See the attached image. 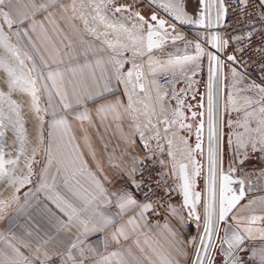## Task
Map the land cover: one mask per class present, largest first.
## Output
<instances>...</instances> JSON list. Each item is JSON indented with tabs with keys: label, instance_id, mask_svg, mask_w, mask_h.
I'll return each instance as SVG.
<instances>
[{
	"label": "snow or ice",
	"instance_id": "obj_1",
	"mask_svg": "<svg viewBox=\"0 0 264 264\" xmlns=\"http://www.w3.org/2000/svg\"><path fill=\"white\" fill-rule=\"evenodd\" d=\"M151 5L159 9H163L164 12L171 17V20H166L161 18L155 11L146 18L136 10L133 4H118L117 0H87L85 4L84 0H80V9L87 7L89 11L87 14L84 11H79L78 18L84 23L85 30L92 34L96 39L104 37L102 43L107 45V48L112 50L114 55L105 59L101 57L95 60V65L99 67L104 63H111L115 72V80L117 83H122L125 85V95L128 98L127 106H124L120 99L114 101H108L107 103L100 104L96 107L95 112L102 120L107 119L111 115L114 119L120 118V109L123 108L125 113H134L137 109L134 107L133 95L136 90L144 91V85L141 83L144 73L142 70V65L136 64L132 61V68L128 69L126 73H121V69L125 67L127 60L120 59L123 57L124 52L129 50V45L122 42L121 36L127 38V40L133 46V56L148 55V65L150 68V74L155 75L157 71L167 72L168 70H179L183 71L185 66L193 65L195 68L200 67V62L202 58L207 57L209 61V83H208V140H209V161H210V177L206 179V190L208 196L204 201V221H203V234L199 237L200 246L195 247V259L192 264H214L215 256L209 255L211 250L216 247L214 244V238L219 232V225L223 224L224 236L220 237V252L224 257V264H243L241 257L238 255L243 251L244 240L250 236L259 222L264 221V216L252 215L250 216L245 226L241 229V218L234 214V210L240 205V201L244 199L245 191V181L243 179L234 180L233 174L236 172V168L232 165L229 166L227 171L223 168L219 171V201L217 210L216 201V184H217V153L219 151L220 137L218 136L216 122L214 120V109L216 107L214 101L213 87L218 79L219 71L223 66V61L220 59L217 53L221 49H226L230 43L229 39H225L215 33L207 36H198L197 42L192 43L189 41L184 48V55H176L174 58L169 54V58L160 64L158 59L154 60L151 53L154 49H163L168 40L175 42L176 40L184 39L177 31V22L180 25L184 24H196L202 29L211 32L223 19L226 13V8L224 0H209L205 3V0H200L202 9L196 19L189 17L174 0H148ZM241 4H245L246 0H239ZM13 3L14 0H0V48H3L7 53L10 54L11 59L15 62L10 64L3 58H0V69H2L7 77L6 83L8 86V92H0V181L7 179L9 184H17L19 187L16 188V192L24 187L25 184L31 182L32 176V166L35 162V153L31 160H29L28 175L22 178H13L12 173L15 170V165L18 163L19 156L23 154L24 145L26 143V131L24 127V119L22 116L21 104L16 100L11 99L13 92H19L21 94H27L31 100V110L36 114L37 119L40 121V126L44 127V115L42 112H46L47 108L42 109L40 107V102L42 99V94L46 93L48 97V107H52V101L55 98H59L57 101L58 107L54 109L51 113L52 119L48 124V127L53 130V132H67L69 130V121L67 114L72 112L75 108H79L86 105L88 102H95L97 98L103 99L106 94L112 93V88L110 87V79L105 80L103 87L100 86L97 81L95 85V90L88 87L86 91H82L79 94H75V104L71 102L69 95L66 90L62 91L65 85L66 76L71 73L73 76L83 74L85 69L92 67V62H87L83 65H76L72 67H67L65 65V60L63 58L59 60H54L52 63L45 61L43 56H39V63L37 62V57L32 55L28 51H22L21 48L11 42V37L8 32L13 31L15 27V35L20 38L22 36L28 35V30H21L20 25L24 24L26 21L32 19L41 11H46L49 7H53L58 3V0H48L47 3L36 4L33 0L31 4V14L23 15L19 19L13 16ZM264 3V0H261ZM65 10L67 8L65 7ZM71 10L75 16L78 12L76 0H73L71 5ZM121 14L124 19L128 21V24L119 22V17L116 14ZM126 14V15H124ZM89 16L92 23L89 22ZM5 26L8 32L5 31ZM43 25L41 24V27ZM32 30L35 29V22L29 25ZM103 28L104 31H99ZM171 29V31H169ZM134 31L139 33V35H134ZM252 33L249 32L247 36L238 35L234 39L236 42L240 43L245 39H250ZM111 37V38H110ZM30 42V41H29ZM139 45V47H137ZM205 45H211L216 51L207 50ZM35 48V45H33ZM189 48L194 49V52L189 54ZM97 51L103 52L104 49L92 50L91 54L96 55ZM239 51H243L241 48ZM57 55H60L59 49H57ZM65 56H69L71 59L70 52H65ZM87 55V53H85ZM228 61H236L235 55H228ZM156 67H153V64ZM232 74L237 75L235 68L232 69ZM95 74L93 73V76ZM195 75V72L193 73ZM189 79H191L189 77ZM70 82V81H69ZM155 84V80L153 81ZM131 86V91L129 90ZM191 85H189L190 87ZM257 89L260 93L259 99L253 100L251 97H243V107L248 108L253 104L261 105L258 109H254L251 112L244 113V124L245 132L254 131L261 132L262 135L259 140L251 139V147L255 152L257 151V145L259 144V150L264 151V86L258 84L249 85L247 90ZM183 91V90H181ZM173 95L177 100V106L172 112L173 119L169 122L167 120L162 121L166 125L180 123V127H186L183 124V112L181 107L183 105V100L179 98V95L173 91ZM229 104H236L232 95L229 94L228 97ZM227 107V106H226ZM147 108V105H145ZM234 110L240 111L239 107ZM63 113V114H61ZM259 114V119L256 120L257 127L255 129L249 128V123L252 118H255ZM146 114V113H145ZM195 115V114H193ZM75 119L80 121H91V115L89 110L85 107L83 111L75 113ZM135 120L136 117L133 116ZM149 123L151 121L149 120ZM233 122L229 121V126ZM147 127V124L145 125ZM154 127V125H153ZM190 127V126H187ZM5 129L13 131L14 135L18 141V154L16 158L5 159V151L3 144V137ZM203 129V122L197 127V140L196 149L201 148L199 143L201 139V133ZM136 132L139 133L142 142L145 147H147V141L144 140V133L140 130L139 124L135 125ZM242 135V134H241ZM158 137V133H157ZM169 146L171 141L168 142ZM246 142H241L237 139V150L239 148L245 147ZM232 144V139L229 137V146ZM162 151V149H161ZM195 151V150H193ZM168 155L173 156L171 150H169ZM191 155V153H190ZM93 158L95 159L94 155ZM152 157H148L151 159ZM80 160L79 171L85 173L89 178L91 184L93 185L92 191L84 189L83 192L73 191L72 195L77 196V198L82 201L81 204H76L68 199H65L59 193L55 196H49V199L56 203V206L60 211L67 217V223L62 222L61 227H70L79 225L82 228L80 236H85L91 234L92 232H104L108 227L116 223V219L122 217L128 211L138 209L137 216L144 220L147 213H155V205L158 201H152L148 199L150 195H155V189L151 187V180L149 178V183H146L144 178V170L147 167L144 165L143 160H136L135 164L130 171L126 173L128 180L127 184L131 188L135 189L137 192H143L145 196V202H138L133 196L131 191L121 190L119 192H110L106 187L105 181L109 184L112 183L107 176L98 175L97 172L87 170V166L84 163L82 156L78 157ZM247 159V152L244 153V159L240 160V164L244 163ZM61 163V161L56 160L55 157H50L48 164L44 167V183L41 184V188H51L53 185L48 184L47 180L49 178V168L53 163ZM163 163V161H161ZM140 165L141 167H137ZM11 166V167H10ZM192 173L191 175L187 172V165L179 164L178 166V178L180 184L178 189L183 198V207L188 209V214L190 217L195 218L197 221L200 220V216L197 214V205L201 203L202 196L201 193L195 191V179L200 175L201 169L197 166L196 160L192 159ZM99 167V166H98ZM59 171V168H57ZM76 171H73V176H75ZM173 175H176V166L173 167ZM140 177L137 179V177ZM51 180L53 184L56 181V176L51 175ZM67 183V180H65ZM78 183V181H77ZM157 187L160 186V181L154 182ZM166 183V182H165ZM234 183L239 184V192L237 193L232 185ZM147 187L148 191L143 190ZM172 189L166 188L165 195L171 197ZM251 191V188H248ZM115 198V200H113ZM19 197L13 193L10 200L0 201V212L11 204L13 201L18 200ZM96 202H99L98 204ZM115 203L118 212L115 216L108 215L102 211H99L100 206H108ZM255 203V201H250L249 204ZM96 205L92 209L91 213L87 215V218H83L82 214L89 212V208ZM247 207V206H242ZM169 211L175 215L177 209L169 204ZM231 215V219L236 221L235 227L229 224L228 217ZM75 222V223H74ZM91 225V227H90ZM131 226L133 229L137 227L136 217H131L125 224H121L117 227L111 234V240L115 243H119L120 238L123 237L127 239L126 230L127 227ZM167 227V224H165ZM77 237V241L73 242L68 251L67 259L72 261L73 264H84L86 257L84 256V249L80 248V260L77 262L76 258L72 254L73 249H77L79 244L83 241ZM108 238L105 237L104 249L107 252L109 247L107 243ZM191 243V242H190ZM226 245L227 247H224ZM17 256H22L19 248H14ZM93 251L99 255V259L96 264H111L115 260L116 264H127L124 259L123 254L120 251L107 252L106 255L99 253V249H93ZM253 257L256 256V252L253 251ZM11 264H21L18 261H12ZM22 264H30L27 257H23ZM167 264H171L170 261ZM259 264H264V249L260 250L259 253Z\"/></svg>",
	"mask_w": 264,
	"mask_h": 264
},
{
	"label": "crops",
	"instance_id": "obj_2",
	"mask_svg": "<svg viewBox=\"0 0 264 264\" xmlns=\"http://www.w3.org/2000/svg\"><path fill=\"white\" fill-rule=\"evenodd\" d=\"M258 1L264 9V3H261V0ZM32 2L33 0H14L13 16L19 19L23 15H30ZM34 2L38 5L47 3L48 0H34ZM33 22H35L34 30L29 28ZM15 27L13 31L9 32L12 40L22 51H28L36 56L38 63L39 56H43L48 63L63 58L65 60L64 66L67 67L92 62V67L85 69L83 74L78 73L73 76L69 73L65 78L62 91H67L73 104H75L74 93L79 94L86 91L89 86L95 90L97 81L103 87L104 81L111 78L112 93L106 94L103 99L97 98L95 102L90 101L67 114L69 130L66 133L63 131L56 133L48 127L52 119L51 113L58 107L59 98H55L52 101V107H48L47 94H42L41 108H47V111L42 112L44 127L42 128L40 146L41 157L30 186L19 194V199L12 202L10 209L0 219V264H11L12 261H18L22 264L23 257H27L30 264H46L51 258H58L66 264H73L67 259V251L70 245L77 241L82 228L79 225L61 227L62 222L67 223V217L56 206V203L49 199V196L54 197L56 193H59L65 199L81 204L82 201L77 196H73L72 192L82 193L84 189L92 191L93 185L89 178L85 173L79 171L80 160L78 157L82 156L87 170L97 172L101 178L107 176L112 181L110 184L105 181L110 192L127 190L131 191L135 197L134 189L126 183L128 180L126 173L131 170L136 160H142L144 147L136 136L130 114L125 113L123 108L120 109L119 119H114L109 115L107 119L102 120L97 116L96 107L108 101L120 99L123 105L127 106L128 98L124 94L125 86L116 82L111 63H104L99 67L95 65V60L101 57L107 59L110 55L98 40L89 37L83 25L72 14L67 0H58L55 6L39 12L35 17L20 25L21 30H28L27 36L18 38L15 35ZM6 30L8 31L7 28ZM101 48L104 49L103 52L97 51L96 55L91 54L92 50ZM57 49H59L60 55H57ZM65 52H70L72 58L65 56ZM173 91L174 78L171 77L164 93V99H166L164 102L167 103L168 112L163 113V115L165 114L163 117L167 118L169 122L173 119ZM85 107L90 112L91 121L75 119V113L83 111ZM169 125L172 129H169L167 134L176 149L192 146L194 140L190 128L177 130L175 133L178 134L179 140H174V125L171 123ZM50 157H55L61 163L54 162L49 168L47 183L53 186L41 188L45 175L43 169L48 164ZM252 159L256 160V164L259 163L260 158ZM256 168L258 171L262 170L257 165ZM73 171H76L75 176H73ZM53 174L56 176L54 184L51 180ZM237 175L245 181L247 189L245 198L234 210V214L241 218L242 229L250 216H264V189H252L255 184L254 177L252 174L244 173L241 166H239ZM249 185H251V191H248ZM250 201H255V203L249 204ZM172 206L178 210L177 213L173 215L168 209L164 219L156 224L149 223L146 217L144 220L140 219L137 216L138 209L128 211L122 217L117 218L116 223L104 232H92L80 236L83 243L79 244L77 249H73L72 254L78 262L81 258L79 249L83 248L86 257L84 264H96L99 255L93 249H99V253L102 255H106L107 252L120 251L127 264H167L168 261L171 264H192L195 259V247L200 246L196 221L187 218L189 214L182 205V198L181 204H173ZM95 207L96 205L91 206L88 213L82 214L83 218H87V215ZM99 211L115 216L118 209L113 203L108 206H100ZM231 215L228 217V221L235 227L236 221L231 219ZM131 217H136L138 226L134 229L128 226L126 230L128 238L121 237L118 244L113 242L111 240L112 232L121 224L126 225ZM221 226L222 224L219 225V232L213 241L216 247L209 253V255L215 253L214 264H224V257L220 252V237L224 236L225 225ZM220 228L223 229L220 231ZM200 234L202 235V232ZM105 237L108 238L107 243L109 245L107 252L104 249ZM224 247L227 246L224 245ZM242 247L243 251L238 255L243 264H259V253L261 249H264V221L254 226L252 234L244 240ZM14 248H19L22 256H17ZM253 251L256 252L255 257L252 255ZM111 264H116L115 260Z\"/></svg>",
	"mask_w": 264,
	"mask_h": 264
},
{
	"label": "rangeland",
	"instance_id": "obj_3",
	"mask_svg": "<svg viewBox=\"0 0 264 264\" xmlns=\"http://www.w3.org/2000/svg\"><path fill=\"white\" fill-rule=\"evenodd\" d=\"M67 1L69 2V6L71 10V5L73 3V0H67ZM125 1L132 2L130 0H125ZM84 2L86 4L87 0H84ZM76 4L78 8V12L75 14L76 20H78V22H80L81 25H83V28L85 30L84 23L81 19L78 18V16H79V11H84L87 14L89 9H87V7H85L84 9H80V0H76ZM137 7L140 9V13H142V15H144L146 18H147L149 11L151 10V7L152 9L155 8L154 5H151L147 1L145 2L143 1L141 5ZM191 8L193 10V6H191ZM89 22L90 24L92 23L90 16H89ZM119 22H123L127 24V22L123 20H119ZM99 31H104V29L100 28ZM176 31L181 36H183L184 39L176 40L175 42H173L172 40H168L163 49H154L153 52L151 53L154 60L158 59L160 64H163L169 58V54L173 58L176 55H184L185 45L189 41H191L194 44L197 42L198 36L211 35V32H208L205 29H202L201 27L199 28L198 26H195L194 24L180 25L178 22H177ZM88 34H89V37L96 39L89 32ZM133 34L139 35V33H136L135 31ZM103 39L104 37H101L100 39H96V40H98L106 48V50L108 51V54L111 57L112 55H114V53L112 52V50L107 48V45L102 43ZM121 40L122 42L129 45V50L124 52L123 57H119L120 59H124L128 61L125 64V67L121 69V73H126L128 69L132 68V61H135L136 64L142 65V70L144 73V76H143V80H144L143 83L145 85L144 91L141 92L138 90V93L136 92L133 95L134 107L137 109L139 113L144 112L147 114L146 111L148 110L151 117L158 116L159 114L157 113L158 111L156 110V108L158 109V102L156 101V97H155L157 96L158 92H155V95H154V87L152 85L153 84L152 78H154V75L150 74L151 70L147 63L148 55L133 56L134 49L131 43L124 36H121ZM205 46L207 50L212 51L211 45H205ZM137 47H139V45H137ZM188 51H189V54H191L194 52V49L189 48ZM220 54H221L220 59L223 61V66L221 70L219 71V77H218L219 79H218V85H217L218 100L222 108L219 114L220 122L218 126V132H219L218 136L221 138L220 143L218 145L219 147L218 156H221V160H220L221 163H220L219 171L221 168L226 169L230 165H234V166L239 165L240 160L244 159V153L247 152V159L244 160V163L240 164L239 166L242 167V170H244V173L252 174V177H254L253 179H254L255 184L252 187V189L256 188V189L263 190L264 185L260 184V180H261V176H264V151L259 150V144L257 145L258 150L256 152L252 151V147H251V139L259 140L262 133L254 132V131L245 132V128L242 125L244 124V113L246 111L251 112L254 109H258L261 106L258 104H253L251 107H248V108L243 107V97L247 96V97L253 98V100H257L259 99V96H260V93L258 92L257 89L253 88L252 90L249 91L247 90V88L249 85H252L254 83L264 86V80L255 76L254 74L242 75L237 72V75L234 76L232 74L231 66L235 67V61L227 60L228 55H234L233 49L229 45L226 49H221ZM155 65L156 64L154 63L153 66ZM168 71L172 72V75H173L172 79L174 78V88L176 90L175 93L179 95V98H181V100L184 98L185 103L186 101H191V98H189L188 96L189 95L188 89H190V91L193 93L194 92L200 93L203 87H204V90L208 89L209 61L207 57L202 58L200 62V67L198 69L195 68L193 65H187L185 66L183 71H179V70H168ZM194 72H195V75H193ZM189 77L191 79L195 78V80H197L196 82L191 83L190 87H189L190 81L188 80ZM129 90H131V86H129ZM229 94H231L233 99L236 101V104H231L232 109L230 108V104L228 103ZM174 102H177L175 97H174ZM223 102H225V105L223 104ZM145 105H147V108H145ZM40 107H41V102H40ZM236 107H239L240 111L234 110ZM181 110L184 116V119L182 121L183 124L193 125L194 123H196L197 117H191V113H189V110L186 104H184V106L181 107ZM196 110L198 111V108H196ZM258 119H259V114L257 113V116L255 118H252L251 122L249 123L250 129H255L257 127L256 120ZM229 121L233 122L231 126H229ZM147 125H148L146 127L147 129L153 127L152 122L151 123L148 122ZM174 126L179 127L180 124L178 125L176 123L174 124ZM42 128L43 127H41V129ZM152 134L156 136V131L154 129L152 130ZM229 137H231L232 139L231 146H229ZM237 139H239L241 142H246L245 147L239 148L237 150V144H236ZM41 141H42V136H41ZM40 146H41V143H40ZM178 150L179 152L177 153L180 154V158L181 159L182 157L184 158L183 149H178ZM204 151H207V149ZM204 155H205V152H204ZM40 157H41V154L39 150L38 155H37V159H38L37 163L39 162ZM255 157L260 158L258 164H256L255 159H252ZM256 165L259 167V169H262V170L258 171V169L256 168ZM36 167H37V164L35 165L34 172L36 170ZM256 169L258 172L255 171ZM202 175L203 176H201V178L198 177L197 179L196 189H199L202 186V184L205 185V176H206L205 169ZM250 186L251 185H249L248 187ZM245 189H246V186H245ZM17 196H19V194ZM11 204H9L3 210V212H0V219L7 212V210L10 209ZM203 205L204 203H201L199 204V206H197V211H198V215L200 216V220L199 221L196 220L197 221L196 227H198L197 229H198L199 236H201L200 232H202L203 234V221H204V206Z\"/></svg>",
	"mask_w": 264,
	"mask_h": 264
},
{
	"label": "built area",
	"instance_id": "obj_4",
	"mask_svg": "<svg viewBox=\"0 0 264 264\" xmlns=\"http://www.w3.org/2000/svg\"><path fill=\"white\" fill-rule=\"evenodd\" d=\"M224 4L226 13L224 19L219 24L218 33L219 36L230 40L229 46L233 49L234 55L236 56V71L242 75L254 74L264 80V9L258 0H246L245 4H241L239 0H224ZM249 32L252 33L250 39H245L240 43L232 39L238 35L247 36ZM241 48L243 49L242 52L239 51ZM235 67L231 66V69ZM172 76V72L170 71H157L152 80L166 87ZM136 92L138 93V90H136ZM156 110L159 115L155 117H151L148 110L146 111L148 116L144 112L139 113L135 111L134 113H130V119L134 127L139 124L140 130L144 133V140L147 141V147H145L139 133L136 132L137 138L142 142L144 147V157L142 160L144 165L147 166L144 170V178L146 183L150 182V178L152 182L151 187L155 189V195H150L148 199L158 201L155 205L156 212L146 214L147 221L153 224L159 223L164 219L169 209V204H181L182 195L178 189V185L180 184L178 166L181 163H186L187 159L183 157L182 159L180 158V154L177 153L179 150L172 145V142L169 146L168 142L170 138L165 130L169 131L172 127L162 122L165 120L168 121V119L163 118L164 115H162L157 108ZM133 116L136 117L135 120ZM149 120L153 123L154 127L147 129L145 125ZM184 128L187 127H179L177 129ZM153 129L156 131V136L152 134ZM169 150L173 153L172 157L168 155ZM148 157L152 158L148 159ZM161 161H163V163H161ZM174 165L176 166V175H173ZM232 166L237 169L235 172L237 175L239 165ZM138 167L141 166L138 165ZM139 178L138 176L137 179ZM155 181L161 182L159 187L154 183ZM260 184L264 185V176H261ZM166 188L173 190L170 198L165 195ZM143 191H148L147 187ZM134 195L138 202H145L143 192H137L134 189ZM187 218L196 221L195 218H191L189 215H187ZM46 264L66 263L61 259L51 258Z\"/></svg>",
	"mask_w": 264,
	"mask_h": 264
},
{
	"label": "water",
	"instance_id": "obj_5",
	"mask_svg": "<svg viewBox=\"0 0 264 264\" xmlns=\"http://www.w3.org/2000/svg\"><path fill=\"white\" fill-rule=\"evenodd\" d=\"M219 24L211 31V34L215 33V34L219 35V33H218ZM194 25L198 26L200 28L199 25H196V24H194ZM5 31L8 32L6 30V28H5ZM8 34H9V32H8ZM9 36H10V34H9ZM11 42L13 44H15L14 41L12 40V38H11ZM212 51L215 52L216 50L212 48ZM220 53H221V50H220L219 53H217L219 57L221 55ZM0 58H3L5 61H7L10 64H14L15 63L11 59L10 54L7 53L3 48H0ZM218 77H219V74H218ZM218 79H217V81H216V83H215V85L213 87L214 101H215V105H216V107L214 109V120L216 122L217 132H218V126H219V122H220V120H219L220 116H219V113H218V102H219V100H218V92H217ZM6 80H7V77H6L5 72L2 69H0V92H5V93L8 92V86H7ZM141 83L143 84V79H142ZM208 83H209V71H208ZM11 99L16 100L18 103L21 104L22 116H23V119H24V127H25V131H26V143L24 145V151H23V154L19 156L18 163L15 165V170L13 171L12 176H13V178H16V177L22 178L24 176H27L28 175L27 164H28L29 160L32 159L33 154L35 153V162L33 163V166H32V176H31V182H32V179H33L34 173H35L34 172V168H35V165L37 164V161H38L37 155H38V152L40 150V143H41V137H39L40 136V132H41L40 121L37 119L36 114L31 110V100H30V97L27 94H21L19 92H13L12 95H11ZM26 101L28 102L27 105L25 103ZM197 105L199 107V109H198L199 123H197L196 126H195L194 143H196V144L198 143V140H197V127H199L201 125V122H203V129H202V133H201V139L199 141V143L201 144V148L198 149V150L200 152H202L203 155H204V152H205V164H203V167H202V162H200V164H199V168L201 169L200 178H201V176H203L202 173L204 172V169H205L206 176L204 175L205 176V185L202 184V186L199 189H196V186H195L194 190L201 193V196H202L201 203H204L205 199L208 196V192L206 190V179L210 177V171H209V169H210L209 140H208V89L204 90V87L202 88V91L199 94V102H198ZM29 121L37 122V128H38L37 137L38 138L36 139L35 142H34V139L29 138V135H28V128H27L28 126H27V124H28ZM185 125H187V124H185ZM179 127L178 126H174V128H176V129L179 128ZM218 135H219V132H218ZM3 144H4V151L6 153L5 159L16 158L17 154H18L19 145H18L17 138L14 135L13 131H11L9 129H5L4 137H3ZM206 144H207V146H206ZM206 149H207V151H204ZM181 164H185V163H181ZM224 170L227 171V168L226 169L224 168ZM218 177H219V173H218V153H217V184H216L217 210H218V201H219V180H218ZM233 179L234 180H240L242 178L240 176H237L234 173L233 174ZM31 182L28 183V184H25L24 187L19 189V192H16V188L19 187V185H17V184H11L10 185L7 179H4L3 181H0V201L10 200L12 195H13V193H15L16 195L20 194L27 187L30 186ZM8 187L9 188H12V187L14 188L13 192L11 193V196L8 197V198L7 197L6 198L5 197L1 198V196L4 195V193L8 190ZM232 187L237 193L239 192V184L238 183H234L232 185ZM245 191H246V189H245ZM182 205H183V198H182ZM197 206H199V204ZM185 209H186V212L188 214V209L187 208H185ZM222 226H224V225L222 224ZM222 229L223 228H220V231ZM213 256H215V253L213 254Z\"/></svg>",
	"mask_w": 264,
	"mask_h": 264
},
{
	"label": "flooded vegetation",
	"instance_id": "obj_6",
	"mask_svg": "<svg viewBox=\"0 0 264 264\" xmlns=\"http://www.w3.org/2000/svg\"><path fill=\"white\" fill-rule=\"evenodd\" d=\"M130 1H132V2H128V1H125V0H117V3L118 4H133L134 6H135V8L137 7V6H140L141 5V3L144 1H147L148 2V0H130ZM174 2L175 3H181L182 5H183V7H184V12L189 16V17H193V19L195 18H197V16H198V14H199V12L201 11V10H203L202 9V5H201V3H200V0H174ZM209 2V0H205V3H208ZM139 4V5H138ZM191 6H193V10H192V8H191ZM136 10H138V11H140V9L137 7L136 8ZM156 12L161 18H164V19H166V20H170L171 19V17H169L168 16V14L166 13V12H164L163 11V9H159V8H157V7H155V8H153L152 9V7H151V10L149 11V13H148V15H147V18L148 17H150V15L153 13V12ZM142 14V13H141ZM117 15V17H119V20H123V21H126L127 22V24H128V21L127 20H125L124 19V16H122L121 14H116ZM124 15H126V14H124ZM170 31H171V29H170ZM184 31V30H183ZM190 82H189V85H191V83H193V82H196L197 80H195V78L194 79H188ZM174 91L176 92V90H175V88H174ZM188 93H189V98H191V101H186V103L184 102L185 101V99L183 98L182 100H183V105L182 106H184V104H186V106L188 107V110H189V113H191V117H197V121H196V123H194L193 125H186V127L187 126H190V127H187V128H190L191 130V134H192V138H194V131H195V126H196V124L197 123H199V115H198V111L196 110V108H198L199 109V107H198V102H199V94L201 93H193V92H191L190 91V89H188ZM181 99V98H180ZM164 100H166V99H164ZM166 102V101H165ZM177 106V102H174V109L176 108V106ZM187 110V111H188ZM196 111V112H195ZM187 114V113H186ZM193 114H195V115H193ZM177 124H180L179 122L177 123ZM178 129H176V128H174V133L177 131ZM174 140H175V138H174ZM177 140H179V139H177ZM193 141V140H192ZM194 142V141H193ZM183 150H184V148H183ZM193 150H195V151H193ZM184 151H186V153H187V155H186V165H187V172H188V174L189 175H191V173H192V168H193V166H192V159L194 158L195 160H196V162H197V166L199 167V164H200V162H202V167H203V164H205V155H203L202 154V152H200L198 149H196V143H193L192 144V146L191 147H189V148H185V150ZM190 153H191V155H190ZM220 159V158H219ZM198 177H200V175L198 176ZM198 177H196V179H195V186H196V182H197V179H198Z\"/></svg>",
	"mask_w": 264,
	"mask_h": 264
},
{
	"label": "bare ground",
	"instance_id": "obj_7",
	"mask_svg": "<svg viewBox=\"0 0 264 264\" xmlns=\"http://www.w3.org/2000/svg\"><path fill=\"white\" fill-rule=\"evenodd\" d=\"M177 4H179V6L182 7V9L184 10V7H183V5L180 2L179 3L177 2ZM191 18L193 19V17H191ZM153 81L154 80H152V83H153ZM143 82H144V80H143ZM155 82H156L155 84L154 83L152 84L153 87H154V95H155V92H158L157 96H155V97H156V101L158 102V109H159V111H161V114L163 115L162 112H164V113L165 112L166 113L168 112L167 103L164 102V100H163L164 99V93H165V87L162 86V85H159V83L157 81H155ZM156 84H158V85H156ZM143 85H144V83H143ZM25 103H26V105L28 104L27 101ZM223 104L225 105V102H223ZM230 108L232 109V106H230ZM221 109L222 108H221L220 102H218V113L219 114H220V110ZM27 126H28L27 128H28L29 138L34 139V142H35L36 139L38 138L37 137V132H38L37 122H31V121H29L28 124H27ZM165 132L168 133V130H165ZM41 133H42V129H41V132H40V136L39 137H41ZM177 135L178 134L174 133V138L175 139H178L177 138ZM206 146H207V144H206ZM184 150H185V148H184ZM186 155H187V153H186V151H184V158H186ZM220 160H221V156H218V173H219V168H220V163H221ZM13 189H14L13 187L12 188H9L8 187V190L4 193V195L1 196V198L2 197H5V198L6 197L7 198L10 197L11 196V193L13 192Z\"/></svg>",
	"mask_w": 264,
	"mask_h": 264
}]
</instances>
